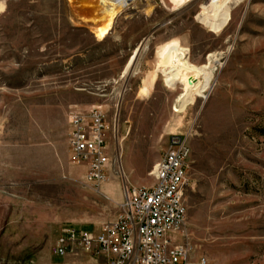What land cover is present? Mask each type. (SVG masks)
Wrapping results in <instances>:
<instances>
[{"label": "rangeland", "instance_id": "rangeland-1", "mask_svg": "<svg viewBox=\"0 0 264 264\" xmlns=\"http://www.w3.org/2000/svg\"><path fill=\"white\" fill-rule=\"evenodd\" d=\"M3 1L0 264H26L66 226L98 230L115 220L123 185L153 184L171 134L190 138V264H264V0H233L219 28L202 22L209 0H135L102 41L71 22L87 11L83 0ZM172 47L195 65L216 58L210 90L184 114L175 106L198 76L160 72ZM154 71V87L141 94ZM97 105L111 123L116 163L95 187L61 140L68 113Z\"/></svg>", "mask_w": 264, "mask_h": 264}, {"label": "built area", "instance_id": "built-area-1", "mask_svg": "<svg viewBox=\"0 0 264 264\" xmlns=\"http://www.w3.org/2000/svg\"><path fill=\"white\" fill-rule=\"evenodd\" d=\"M110 133V120L100 105L69 113L71 162L85 169L84 181L95 187L109 179L116 163ZM190 156L189 135H169L167 148L151 171L153 184H124L115 220L98 230L66 226L53 253L63 257L85 251L104 255L112 264H190L191 246L184 231Z\"/></svg>", "mask_w": 264, "mask_h": 264}, {"label": "bare ground", "instance_id": "bare-ground-1", "mask_svg": "<svg viewBox=\"0 0 264 264\" xmlns=\"http://www.w3.org/2000/svg\"><path fill=\"white\" fill-rule=\"evenodd\" d=\"M2 1V0H1ZM5 1V0H4ZM3 1V2H4ZM84 5L87 7L84 10V15L77 18H71V22L74 25H89L96 38L100 41L105 40L111 32L114 30L116 20L118 16L135 0H83ZM177 2H183L185 0H175ZM233 0H209L203 13L206 14L202 18V22L206 25L219 28L228 19L229 11L228 5ZM2 2V4H4ZM70 5L74 0H69ZM1 3V2H0ZM180 4V3H179ZM83 5V4H82ZM83 5V6H84ZM73 6V5H72ZM211 13V14H210ZM142 46L137 47L131 57L129 58L125 69L124 75L131 74L135 70V64L137 56L141 51ZM186 49L183 47H172L168 51L167 61L163 60L160 72L169 73L170 77H179L185 79L190 75L198 76V80L188 85L185 93L179 98V105L175 106L174 111L178 114H184L189 107V104L194 99L195 94L204 96L211 88L212 80L214 78V67L211 69L212 58L214 54H210L209 62L202 65L192 64L187 60ZM214 59H216L214 57ZM169 62L174 64L169 65ZM158 78L157 72H152L143 79V84L140 88V93L148 95L151 88L154 87ZM124 156V154H123ZM124 169V168H123ZM153 170V169H152ZM127 169L125 168L126 172ZM127 174L128 171L126 172ZM151 176V172L149 173Z\"/></svg>", "mask_w": 264, "mask_h": 264}, {"label": "crops", "instance_id": "crops-1", "mask_svg": "<svg viewBox=\"0 0 264 264\" xmlns=\"http://www.w3.org/2000/svg\"><path fill=\"white\" fill-rule=\"evenodd\" d=\"M68 119H69V113L68 115L65 116V119H64V131H63V135H62L63 138L61 142L63 143V146L67 151V157H68L69 162L72 165L81 168L85 176V173H86L85 169L71 162V152H70V148L68 145V126H67ZM166 148H167V145H166ZM56 239L52 244H49V245L47 244L45 248L38 251L31 260L27 261L26 264H112L110 263L108 257L104 255L92 256L88 252L85 253V252L78 251L75 253L67 254L66 256H63V257L57 256L53 253Z\"/></svg>", "mask_w": 264, "mask_h": 264}]
</instances>
